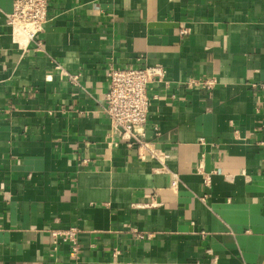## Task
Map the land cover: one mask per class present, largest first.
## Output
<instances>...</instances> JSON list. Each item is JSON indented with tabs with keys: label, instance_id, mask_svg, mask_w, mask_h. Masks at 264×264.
Here are the masks:
<instances>
[{
	"label": "crops",
	"instance_id": "crops-1",
	"mask_svg": "<svg viewBox=\"0 0 264 264\" xmlns=\"http://www.w3.org/2000/svg\"><path fill=\"white\" fill-rule=\"evenodd\" d=\"M12 9L0 0V264H264V0H49L41 49L13 38ZM153 64L145 138L163 160L105 110L111 66ZM70 227L76 254L53 234Z\"/></svg>",
	"mask_w": 264,
	"mask_h": 264
},
{
	"label": "built area",
	"instance_id": "built-area-1",
	"mask_svg": "<svg viewBox=\"0 0 264 264\" xmlns=\"http://www.w3.org/2000/svg\"><path fill=\"white\" fill-rule=\"evenodd\" d=\"M51 20L49 0H13V9L7 14V22L16 42L23 46V40L26 39V43L33 42L40 49L43 47L40 34L45 31ZM53 69L75 83L79 80V74H72L56 60ZM108 76L109 89L106 93L105 110L112 132L118 134L129 146L144 147L153 157L163 160L167 156L166 153L154 147L153 142L147 141L145 136L151 104L148 86L152 82L165 79V67L161 64L144 67L111 66ZM194 84L211 88L215 80L211 78ZM53 234L64 241H70L72 253H77L79 249L77 227H70L64 231L55 230ZM114 254L118 255L119 251L115 250Z\"/></svg>",
	"mask_w": 264,
	"mask_h": 264
},
{
	"label": "bare ground",
	"instance_id": "bare-ground-1",
	"mask_svg": "<svg viewBox=\"0 0 264 264\" xmlns=\"http://www.w3.org/2000/svg\"><path fill=\"white\" fill-rule=\"evenodd\" d=\"M23 43H26V39L23 40ZM24 45V44H23Z\"/></svg>",
	"mask_w": 264,
	"mask_h": 264
}]
</instances>
